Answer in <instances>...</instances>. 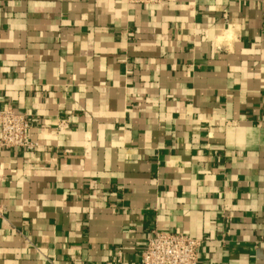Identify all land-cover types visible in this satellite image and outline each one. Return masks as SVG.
Here are the masks:
<instances>
[{
	"label": "crops",
	"instance_id": "crops-1",
	"mask_svg": "<svg viewBox=\"0 0 264 264\" xmlns=\"http://www.w3.org/2000/svg\"><path fill=\"white\" fill-rule=\"evenodd\" d=\"M0 107V264H264V0H0Z\"/></svg>",
	"mask_w": 264,
	"mask_h": 264
},
{
	"label": "built area",
	"instance_id": "built-area-1",
	"mask_svg": "<svg viewBox=\"0 0 264 264\" xmlns=\"http://www.w3.org/2000/svg\"><path fill=\"white\" fill-rule=\"evenodd\" d=\"M134 4L159 5L165 0H128ZM62 120L55 127L62 131ZM67 125V124H66ZM31 121L28 115L12 107H0V152L12 148L33 151L39 142L31 138ZM5 177L0 173V182ZM201 240L188 234L154 229L141 255L140 264H198Z\"/></svg>",
	"mask_w": 264,
	"mask_h": 264
}]
</instances>
